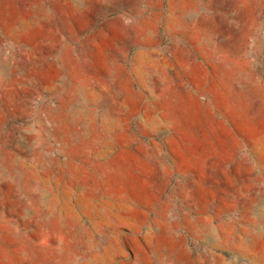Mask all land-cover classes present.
Here are the masks:
<instances>
[{"label":"rangeland","instance_id":"374dc122","mask_svg":"<svg viewBox=\"0 0 264 264\" xmlns=\"http://www.w3.org/2000/svg\"><path fill=\"white\" fill-rule=\"evenodd\" d=\"M0 264H264V0H0Z\"/></svg>","mask_w":264,"mask_h":264}]
</instances>
